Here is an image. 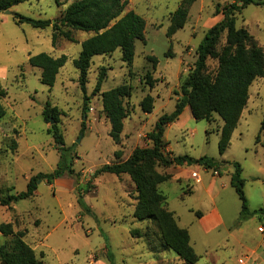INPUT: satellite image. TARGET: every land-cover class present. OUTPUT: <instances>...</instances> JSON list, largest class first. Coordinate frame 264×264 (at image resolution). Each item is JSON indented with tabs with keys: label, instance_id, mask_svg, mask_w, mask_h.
I'll list each match as a JSON object with an SVG mask.
<instances>
[{
	"label": "rangeland",
	"instance_id": "1",
	"mask_svg": "<svg viewBox=\"0 0 264 264\" xmlns=\"http://www.w3.org/2000/svg\"><path fill=\"white\" fill-rule=\"evenodd\" d=\"M74 1L30 0L13 7L10 15L0 13V103L6 110L0 119V197L24 192L33 176L52 173L62 153L75 170L52 184L39 180L31 198L10 207L0 204V224L12 223L15 231H25L24 240L41 264H185L163 246L162 233L153 221L134 218L138 192L128 175L93 178V174L104 165L127 160L136 148L149 146L147 134L161 116L175 110L181 79L194 68L207 31L223 18L224 6L240 0H198L185 27L171 37L167 36L170 16L182 0H129L127 11L146 20V41L136 42L131 65L123 62L120 49L95 56L85 92L74 61L81 43L92 34L72 31L77 42L57 35L53 43L52 27L35 29L14 18L17 13L55 21ZM236 26L246 27L264 49V5L250 4L236 13ZM225 44L224 34L217 49ZM41 53L68 57L52 88L41 82V70L29 64L30 56ZM207 65V71L215 74L217 60L209 59ZM104 69L101 90L94 93ZM253 84L255 115L249 125L243 123L234 132L223 155L218 147L222 125L218 116L211 122L197 121L190 112L165 131L166 150L172 157H209L220 163L217 173L199 164L157 168L173 175L160 190L178 226L189 232L190 245L199 256L196 264H240L242 260L264 264V236L258 231L264 225V212L259 211L264 210V148L256 144L264 112V78ZM123 85L132 94L124 100L127 116L117 144L110 136L102 95ZM147 95L154 99L152 113L141 108ZM48 103L59 111L63 152L51 132L53 124L43 116ZM233 162L243 168L246 215L231 186ZM215 210L222 223L207 231L201 220L207 223ZM134 230L142 236H134ZM8 240L0 235L1 243Z\"/></svg>",
	"mask_w": 264,
	"mask_h": 264
},
{
	"label": "trees",
	"instance_id": "2",
	"mask_svg": "<svg viewBox=\"0 0 264 264\" xmlns=\"http://www.w3.org/2000/svg\"><path fill=\"white\" fill-rule=\"evenodd\" d=\"M30 0H0V13H5L13 7ZM198 0H182L178 9L171 13L167 36L175 35L188 22L190 10ZM241 3L238 6V3ZM250 4L264 5L255 0H240L230 3L223 8V18L212 26L206 33L204 40L198 46L197 59L192 71L181 79L180 94L175 110L161 116L153 130L146 136L149 146L136 148L131 156L122 162L107 164L96 170L93 178L103 174L115 176L128 175L136 186L138 203L134 211V218L138 221H153L162 233L163 246L173 250L185 264H196L199 256L190 245L189 232L178 226L175 215L167 208V198L160 190V186L170 181L172 174L158 172V167L169 168L173 165L199 164L207 169L219 170L220 163L209 157L193 159L189 156H171L166 150L164 141L167 127L190 108L193 118L197 121L211 122L213 116H218L223 122L220 130L219 152L223 155L230 147L232 136L237 129L244 110L250 98V88L253 83L264 78V49L259 41L246 27L236 26V13ZM129 0H76L72 2L58 20L34 19L15 13L18 24H29L35 29L44 30L52 27L55 31L53 43L57 35H61L71 42H77L72 31L91 33L92 36L84 40L79 57L74 61L79 70V82L82 90L86 91L88 71L95 56H105L120 49L123 62L131 65L135 56L137 41H146V20L133 10L127 11ZM226 44L218 50L223 35ZM209 59L217 60V71L211 74L207 71ZM63 55L54 58L46 53L32 55L29 64L41 70V82L52 88L57 75L67 62ZM105 69L100 73L94 93L101 90L105 80ZM152 86V84L150 85ZM132 94V89L126 85L104 92L103 110L111 125L110 136L118 144L127 116L124 100ZM145 113H152L154 99L147 95L141 103ZM6 115L5 108L0 103V119ZM45 121L51 123L54 140L63 147V139L57 126L59 111L48 103L43 111ZM264 119L261 123L256 144L264 146ZM73 162L68 163L62 153L60 162L52 173H40L33 176L27 190L17 194L0 197V204L10 207L20 200L31 198L37 190V182L47 179L52 184L63 175H74ZM234 172L231 186L235 189L242 202V215L248 213V204L244 192L245 180L242 176L243 168L240 163L233 162ZM90 191V190H88ZM81 205L82 201L79 200ZM264 212L263 209L259 210ZM25 231H15L12 223L0 224V235L8 241H0L1 264H41L35 251L25 242ZM132 234L141 237L139 230Z\"/></svg>",
	"mask_w": 264,
	"mask_h": 264
},
{
	"label": "crops",
	"instance_id": "3",
	"mask_svg": "<svg viewBox=\"0 0 264 264\" xmlns=\"http://www.w3.org/2000/svg\"><path fill=\"white\" fill-rule=\"evenodd\" d=\"M254 85V84H253ZM253 85L251 86V88H250V91H249V93H250V98H249V102H248V105H247V108L244 110V112H243V114H242V117H241V120H240V122H239V125H238V127H237V129L235 130V131H237L239 128H241V126H242V124L243 123H245V124H247L248 123V125H249V120L255 115V112H256V107L254 106V104L252 103L253 101V93H252V87H253ZM259 92H256L255 93V98H259ZM190 112H191V110H190V108L189 107H187L186 109H185V111L183 112V114L180 116V119H179V121L183 118V116L185 115V114H190ZM191 115V114H190ZM263 119H264V112H263ZM263 119H262V121H263ZM178 121V120H177ZM262 121H261V123H262ZM172 125V124H171ZM171 125H169L168 127H170ZM222 126H223V122H222V125H221V128H222ZM260 127H261V125H260ZM263 142H264V139H263ZM259 146H262L263 148H264V146L262 145V144H258ZM207 219H208V222L207 223H205V218H202V224H203V226H204V228L207 230V231H212L213 229H215L219 224H221L222 223V219H221V216L219 215V213L215 210V211H213V212H211V214L209 215V216H207ZM251 252L253 253V254H255V253H257L256 252V249H253V250H251ZM240 263V262H239ZM240 264H245V262L244 263H240Z\"/></svg>",
	"mask_w": 264,
	"mask_h": 264
},
{
	"label": "built area",
	"instance_id": "4",
	"mask_svg": "<svg viewBox=\"0 0 264 264\" xmlns=\"http://www.w3.org/2000/svg\"><path fill=\"white\" fill-rule=\"evenodd\" d=\"M215 172H216V171H215ZM216 173H217V172H216ZM194 176L196 177L197 174L194 173ZM258 231H259L261 234H263V236H264V225L259 226ZM240 263H244V261L242 260V261H240Z\"/></svg>",
	"mask_w": 264,
	"mask_h": 264
},
{
	"label": "water",
	"instance_id": "5",
	"mask_svg": "<svg viewBox=\"0 0 264 264\" xmlns=\"http://www.w3.org/2000/svg\"><path fill=\"white\" fill-rule=\"evenodd\" d=\"M5 13L8 15L12 14V12L10 10L6 11ZM51 123L54 124V121H52Z\"/></svg>",
	"mask_w": 264,
	"mask_h": 264
}]
</instances>
